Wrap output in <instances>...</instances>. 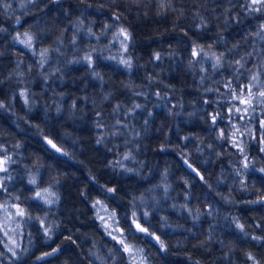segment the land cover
Segmentation results:
<instances>
[{"label":"clouds","instance_id":"clouds-1","mask_svg":"<svg viewBox=\"0 0 264 264\" xmlns=\"http://www.w3.org/2000/svg\"><path fill=\"white\" fill-rule=\"evenodd\" d=\"M177 260L264 264V0H0V264Z\"/></svg>","mask_w":264,"mask_h":264},{"label":"trees","instance_id":"trees-1","mask_svg":"<svg viewBox=\"0 0 264 264\" xmlns=\"http://www.w3.org/2000/svg\"><path fill=\"white\" fill-rule=\"evenodd\" d=\"M245 214H247V213H245ZM73 247H74V246H73ZM66 251H67V254H71V252H72L71 249L66 250ZM176 264H181V261L177 260V261H176Z\"/></svg>","mask_w":264,"mask_h":264}]
</instances>
